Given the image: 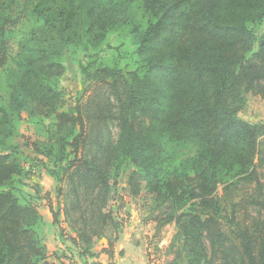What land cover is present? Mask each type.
I'll use <instances>...</instances> for the list:
<instances>
[{
	"label": "trees",
	"instance_id": "1",
	"mask_svg": "<svg viewBox=\"0 0 264 264\" xmlns=\"http://www.w3.org/2000/svg\"><path fill=\"white\" fill-rule=\"evenodd\" d=\"M14 1L0 0V75L9 89L0 103V264H54L41 215L9 186L21 173L13 114L73 125L70 113L57 111L64 60L79 49L97 56L113 32L135 55L132 71L112 73L125 86L117 155L136 168L133 196L145 190L171 205L173 264H264V186L238 192L255 175L262 127L236 115L245 91L264 99V0H26L36 22L28 30L17 27ZM91 59L78 62L83 79L95 68ZM82 164L85 179L106 182L101 165Z\"/></svg>",
	"mask_w": 264,
	"mask_h": 264
},
{
	"label": "rangeland",
	"instance_id": "2",
	"mask_svg": "<svg viewBox=\"0 0 264 264\" xmlns=\"http://www.w3.org/2000/svg\"><path fill=\"white\" fill-rule=\"evenodd\" d=\"M24 1L13 2L12 15L18 20V28L28 30L36 22L30 16L29 4L22 6ZM263 34L264 22L257 29L258 36ZM132 50L128 38L113 32L107 35L97 56L79 49L64 60L65 70L57 82L61 96L57 111L70 113L73 125L57 127L53 116L18 120L13 114L16 133L11 143L17 146L15 157L21 173L9 186L16 189L21 202L25 198L41 215L48 261L54 264H118L129 243L136 244L135 252L142 254L138 264H173L178 248L176 227L174 221L165 219L171 205L155 200L145 190L133 196L129 178L136 168L120 159L116 151L119 100L125 86L112 73L126 75L134 69ZM89 59L95 61V68L106 66L110 71L94 68L83 79L78 62L87 63ZM8 95L1 74L0 103L5 104ZM243 99L237 117L262 127L255 175L239 182V194L249 195L258 184L264 186V99L250 90L243 93ZM75 139L79 142L77 150ZM192 150L186 148L182 156L191 155ZM84 161L101 165L106 182L85 179ZM221 193L219 186L217 194ZM51 210L58 213L55 223ZM249 213L254 214L251 209ZM178 264H188V259L182 258Z\"/></svg>",
	"mask_w": 264,
	"mask_h": 264
},
{
	"label": "crops",
	"instance_id": "3",
	"mask_svg": "<svg viewBox=\"0 0 264 264\" xmlns=\"http://www.w3.org/2000/svg\"><path fill=\"white\" fill-rule=\"evenodd\" d=\"M136 248L137 245L133 243H129L128 246L126 245L124 257L118 264H138V261L142 258V254H138V252H135Z\"/></svg>",
	"mask_w": 264,
	"mask_h": 264
}]
</instances>
